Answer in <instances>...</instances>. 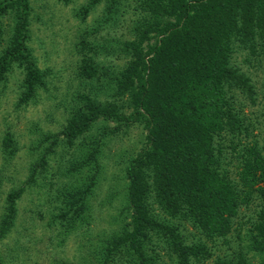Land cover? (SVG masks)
Here are the masks:
<instances>
[{
	"label": "trees",
	"instance_id": "1",
	"mask_svg": "<svg viewBox=\"0 0 264 264\" xmlns=\"http://www.w3.org/2000/svg\"><path fill=\"white\" fill-rule=\"evenodd\" d=\"M26 1L0 4V16L11 8L17 10L18 18L8 48L0 57V80L12 63L28 57L24 54L28 51L25 46ZM138 1L134 11L141 15L133 26V40L116 44L127 59L126 65L114 70L94 63L93 56L80 65L86 78L103 77L108 83L114 81L115 95H126V100L100 103L97 93L96 102L87 98V112L77 110L62 131L67 144L72 146L71 138L90 125L91 115H97L105 122H125L127 127L142 122L149 133L148 145L126 169L128 202L132 210L130 226L113 236L106 246H100V241L92 243L102 253L100 258H94V264H113L110 256L113 249L129 258L126 264H148L141 241L149 232L163 234L178 264H188L192 257L203 252V246H186L175 223L161 222L159 216L145 206L144 200L150 193L155 194L159 208L168 217L187 218L208 238L224 237L239 208L257 202L258 211L252 226L264 238V155L249 148L246 152H250L252 159L243 163L237 181L229 163L223 166L221 162L227 147H218L224 132L247 133L248 130L242 117L244 99L253 103L256 92L250 77L235 58L244 54V63L262 69L264 75V0ZM123 2L88 0L76 16L84 20L103 3L104 9L91 34L115 29L123 23ZM87 39L88 35H84L79 42L83 51L90 48ZM108 41L115 43L114 39ZM97 47L102 51L109 49L104 43ZM29 71V77L21 85L17 108L35 101L36 85H43L39 71L36 68ZM119 130L115 129L112 134ZM56 141L54 136H42L36 147L41 150L36 161L30 163L23 187L11 189L7 195L6 219L2 220L0 239L15 226L16 201L23 195L24 187L36 186L37 177L46 171L55 153ZM100 141V138L90 140L85 144L87 147L79 146L78 158L67 171V176L76 182L64 190L58 188L54 196L57 211L49 212L46 228L60 237L61 242L71 233L83 231L90 223L88 201L100 177L97 166ZM17 149L14 135L7 132L1 145L3 158L12 159ZM83 170L89 173L86 178L80 176ZM151 173L155 176L153 186L146 180ZM94 247L88 250L97 255ZM79 264L93 262L85 254ZM215 264L247 263L237 255L232 260L218 259Z\"/></svg>",
	"mask_w": 264,
	"mask_h": 264
},
{
	"label": "rangeland",
	"instance_id": "2",
	"mask_svg": "<svg viewBox=\"0 0 264 264\" xmlns=\"http://www.w3.org/2000/svg\"><path fill=\"white\" fill-rule=\"evenodd\" d=\"M12 1L0 0V4L8 5ZM87 1H26L28 24L25 46L28 51L24 54L28 57L13 61L10 70L0 80V228L2 220L6 219L4 205L7 195L11 189L23 187L30 163L36 161L41 150L36 147L42 136H54L57 141L53 145L55 153L50 157L46 171L37 177L36 186H25L23 195L16 201L15 226L0 239V264H79L85 254L94 264V258H100L102 253L92 243L100 241V246H106L113 236L130 226L132 210L128 202L126 169L148 145L149 133L145 124L141 122L127 127L125 122H105L97 115H91L90 125L77 137H70L72 146L68 145L62 131L77 110L87 112V98L96 102L97 93L100 103L126 100V95H115L114 81L108 83L103 77L86 78L82 75L80 65L92 56L94 63L114 70L126 65L127 59L116 44L133 40V26L141 15H136L134 11L139 1L124 0L123 23L115 29L95 34H91V30L101 16L104 4L101 3L83 20L76 14ZM16 12L8 8L0 16V57L12 37L18 19ZM84 35H88L87 42L90 44V48L85 51L79 43ZM111 39L115 43H109ZM103 43L109 48L107 51L97 47ZM244 57V54L237 55L235 61L250 77L256 92L253 103L237 94L244 99L242 117L248 130L247 133L226 131L218 143V147H227L221 162L223 166L229 163L237 181L240 180L243 163L252 159L250 152H246L249 148H255L264 155V75L262 69L244 63ZM35 68L39 71L43 85H36L38 96L35 101L26 107L17 108L21 85L29 77V69ZM118 128L120 130L112 134ZM7 132L14 135L18 148L8 161L1 153L2 140ZM99 138L102 143L97 148L100 177L88 201L90 223L83 231L71 233L61 242L60 237L46 228L49 212L57 211L54 196L58 188L64 190L76 182L67 176V171L78 158L77 153L81 151L79 146ZM88 175L86 170L80 173L83 178ZM154 179L151 173L150 178L146 179L149 186H153ZM148 195L149 198L144 200L145 206L158 215L161 222L175 223L186 246L204 247L203 252L192 257L188 264H215L218 259L232 260L237 255H241L247 264H264V238L252 226L258 211L257 202L239 208L229 233L224 237L208 238L187 218L176 220L168 217L159 208L155 194ZM85 244L88 246L85 247ZM91 246L98 252L97 255L88 250ZM141 250L148 264H178L177 256L170 251L163 234L149 232L141 241ZM110 256L113 264H126L129 260L117 249H113Z\"/></svg>",
	"mask_w": 264,
	"mask_h": 264
}]
</instances>
